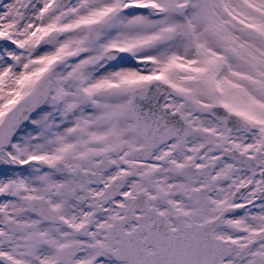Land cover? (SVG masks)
Returning <instances> with one entry per match:
<instances>
[{"label":"snow or ice","instance_id":"1","mask_svg":"<svg viewBox=\"0 0 264 264\" xmlns=\"http://www.w3.org/2000/svg\"><path fill=\"white\" fill-rule=\"evenodd\" d=\"M0 264H264V0H0Z\"/></svg>","mask_w":264,"mask_h":264}]
</instances>
